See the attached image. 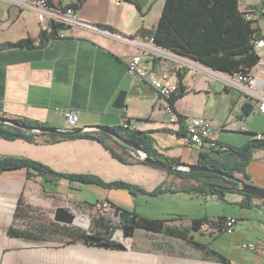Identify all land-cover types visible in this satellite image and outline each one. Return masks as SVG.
Returning <instances> with one entry per match:
<instances>
[{"label":"crops","instance_id":"0c3cea01","mask_svg":"<svg viewBox=\"0 0 264 264\" xmlns=\"http://www.w3.org/2000/svg\"><path fill=\"white\" fill-rule=\"evenodd\" d=\"M35 1L0 0V44L23 39L35 42V48L31 49L0 50V117L30 119L45 127L68 130L63 112L75 111L79 113V129L87 130L83 133L99 132L93 129L97 126L118 129L129 124L132 131L150 133L154 149L165 158L197 166L201 151L194 145L184 144L178 134L179 126L169 122L170 116L163 112V100L148 82L127 71L131 58L143 53L142 32L154 31L166 1L123 0L119 6L115 0H51L57 8L76 7L75 14L82 25L66 28L57 39L42 47L39 37L45 28L51 32L52 23H41L35 9L18 4ZM249 7L260 10L264 8V0H253ZM93 27L106 28L104 30L126 40ZM260 30L264 36V29L260 27ZM257 52L260 62L250 74L264 82V48ZM145 65L155 73L169 75L175 83L179 82L178 71H186L183 83L187 92L175 103V111L183 117H208L218 144L236 148L257 135L264 138V114L258 110V102L242 90L228 86L223 73L196 65L186 66L176 58L165 56L146 59ZM253 91L264 94V85ZM123 92L126 93L124 107L118 108L116 101ZM25 135L32 140L9 141L0 137V157L30 159L57 173L95 176L104 183L125 182L146 192L160 186L177 190L184 186L197 187L191 179H179L169 171L146 164L138 158L141 155L137 151L124 148L113 138L106 139V143L127 162L116 158L100 140L76 137L54 141L51 134L25 132ZM247 175L250 179L247 184L264 190V150L254 152ZM26 176V170H19L0 178V264H236L232 262V251L224 252L226 247L222 244L229 243L231 247L237 240L236 229L243 226L257 236L254 237L256 243L251 244L258 248L255 254L264 264V200L253 198L252 208L243 209L240 206L243 196L239 193L228 195H238L232 198V204L242 211L228 216H210L207 212L189 216L181 208L177 211L161 204L172 196L180 198L181 202L191 198L205 200L208 204L217 196L183 192L158 197L132 195L137 201L144 197L147 204L164 208L152 219L167 221L169 227L178 231L187 230L184 237H176L136 228L133 238L126 242L120 237L123 229H118L114 238L122 242L126 250L82 241L57 244L50 240L12 238L8 235L11 225L16 223L22 228L24 223L15 220L19 201L39 213H50L53 221L57 208H70L86 227L90 221L84 218L94 216V206L104 201L113 203L115 209L145 216L137 211L139 205L134 206L133 198L124 190L71 183L65 179L48 181L36 176L27 179ZM220 217L238 219L231 237L214 232L213 222ZM202 219L207 222L193 229L194 221ZM114 221L120 222L115 218Z\"/></svg>","mask_w":264,"mask_h":264},{"label":"trees","instance_id":"16d2710c","mask_svg":"<svg viewBox=\"0 0 264 264\" xmlns=\"http://www.w3.org/2000/svg\"><path fill=\"white\" fill-rule=\"evenodd\" d=\"M165 1L166 4L160 22L154 31H143L142 34L144 38L151 37L154 39L157 46L179 54L180 56L191 58L202 65L210 67L214 71L226 73L227 75L239 73L243 75L250 74L252 69L260 62V56L255 48V42L264 39V36L258 29L252 27V23L245 20L239 0ZM65 29L66 27L63 25L52 23L51 32L45 31L40 35L39 46H45L51 40L57 39L60 32ZM5 48L31 49L35 48V42L30 39H23L13 44H0V50ZM185 76L186 71H178V91L168 101L174 109L175 103L186 95L187 89L183 83ZM17 121L22 122V124L28 127H45L35 120L19 119ZM114 130H116L117 134L129 140L131 143L143 147L148 157L160 160L168 167L181 164L178 160L167 159L162 156V154L158 153L154 149V139L150 133L132 131L125 128H115ZM178 134L182 136V131ZM51 136L54 141L67 138L73 139L76 137L100 140L116 158L123 162H127L126 159L118 155L111 146L106 143V139L112 138L103 133H80L77 135L52 134ZM0 137L9 141L18 138L32 140V138L26 136L25 132L21 129L6 126V124L3 123H0ZM123 147L130 149L124 145ZM261 150H264V138L261 140H257V138L252 139L244 146L236 148H225L219 144L217 149L201 151L197 166L211 171L223 172L231 176H239L246 183L250 182L247 175V167L252 161L254 152ZM19 170L27 171V179H31L35 176L43 179L47 178L48 181L65 179L71 183L77 182L83 185H99V187L114 190H127L130 192V195L133 196L144 194L149 197H158L167 193L183 192L204 196H217V198L224 200L228 194L239 193L243 196V201L240 204L243 209H251L252 199L255 198V196L240 193L239 184L232 180H228L219 175L210 174L209 172H170L179 179L193 180L197 184V187L184 186L180 190H177L171 187L167 188L160 186L152 192H146V190L138 186L130 185L125 182L104 183L95 176H69L68 174L57 173L51 168L30 159L0 157V178L6 177ZM38 213L39 212L33 209V207L26 206L22 201H19L15 212V220H23V227L21 228L17 226L16 223H13L8 229V235L12 238L24 240L54 241V239H52L53 237L65 231L67 236L71 238L67 244H74L80 241L84 242L89 236L88 233H95L99 238L103 237L104 239H109L118 229V227H113L111 220L107 219L109 215H101L96 212L94 213L96 217H91V223L93 222L96 229L94 232L89 230L87 234L78 232L76 229L73 230L75 226L67 227L53 220L41 222L34 216H37ZM134 217L137 220L135 227L137 229H144L148 232H166L176 237H184L183 233L187 230L183 229L178 231L175 228L169 227L167 221L161 219H149L141 215H134ZM218 219L225 220L223 217ZM204 222L207 221L204 219L194 221L193 229L201 228ZM50 227L54 228L53 233L49 231L51 230ZM48 235L50 236L48 237Z\"/></svg>","mask_w":264,"mask_h":264},{"label":"built area","instance_id":"2783aa9c","mask_svg":"<svg viewBox=\"0 0 264 264\" xmlns=\"http://www.w3.org/2000/svg\"><path fill=\"white\" fill-rule=\"evenodd\" d=\"M253 0H239L241 6V11L244 13V18L247 22L252 23V27L260 30V22L264 27V8L260 11L259 9H250V4ZM116 4L121 6L123 0H115ZM19 5L25 6V8L35 9L38 12L39 21L41 23L49 21L51 23H56L57 25H63L64 27H76L82 25L81 22L76 17L75 8L71 7H59L52 5L51 0H36L32 3L18 2ZM243 7V9H242ZM263 16V17H262ZM96 30L103 31L106 34L118 37V39L126 40L118 36L111 31L104 30L101 27L95 28ZM47 28L44 30L46 31ZM143 53L132 57L128 63V73L138 77L141 80L147 81L150 87L158 94V96L163 100L164 110L163 112L170 116L169 122L171 124L179 126L182 131V139L185 145L198 148L200 151L211 150L218 148V140L213 135V124L208 117L200 116H180L173 107L168 103L172 96L178 91V83L171 80L170 76L167 74H158L153 72L149 67L145 65L146 59H152L155 57H171L180 60L183 65L186 66H201L207 68L206 66L196 62L195 60L180 56L172 51L165 50V48L159 47L155 44L154 39L151 37L143 38V42L140 44ZM255 48L258 50L264 48V39L255 42ZM209 69V68H208ZM224 80L228 86L238 88L242 92L250 95L258 102V110L264 114V94L253 91V88H262L264 82L259 81L257 78L253 77L251 74L243 75L242 73L227 75L223 73ZM79 113L75 111H65L63 116L69 126V130H76L79 128ZM130 125L126 124L125 129H129ZM257 140H261L262 136L257 135ZM138 156L139 159H143V155ZM94 212L101 215H112L114 213V204L110 201L99 202L94 206ZM90 221L91 218L87 217ZM238 225V219L236 217H226L225 220L216 219L213 222V229L216 233H223L225 235H231L234 229ZM89 228V225L88 227ZM89 236H97L95 233H88ZM111 239L115 240L114 237ZM116 242V240H115ZM119 242V241H117ZM241 248L256 253L258 248L254 244H242Z\"/></svg>","mask_w":264,"mask_h":264},{"label":"water","instance_id":"95a60500","mask_svg":"<svg viewBox=\"0 0 264 264\" xmlns=\"http://www.w3.org/2000/svg\"><path fill=\"white\" fill-rule=\"evenodd\" d=\"M261 10H262V8L260 9V11ZM207 68L211 69L210 67H207ZM125 99H126V93L123 92L120 95L119 100L116 101V106L118 108H123ZM0 123L6 124V126L19 128L25 132H31V133H37V134L77 135V134H80V133L87 131L85 128H81V129L78 128L76 130H69V129L68 130H59V129H54L53 127H42V128L28 127V126L22 124V122H19L17 120H12V119H9L6 117H0ZM93 129L115 139L116 142L123 144L124 146H126L127 148H130L131 150L137 151L138 152L137 154H142L144 156L142 160L145 161L146 164H148V165H151V166L156 167V168H161L162 170L174 172V173H176V172L177 173L178 172H186V173L209 172L210 174L219 175V176H222L228 180H232L233 182L239 184L240 193H242L244 195L255 196V198H259V199L264 200V190L256 188L253 185H249V184L245 183V181L240 179V177H238V176H231L228 174H224L223 172L211 171L209 169L202 168L199 166H193V165H182V164H180V165H176L174 167H168V166L164 165V163H162V161L148 157L147 152L145 151V149L143 147L136 145V144H133L129 140L121 137L119 134L116 133V130H114L112 128H105V127H100V126L93 127ZM134 153H136V152H134ZM113 216L115 219H119V220L123 221L124 224H128V226H126L123 229L124 238L125 239L133 238V234H134V231L136 229L135 226L137 223V220L134 217V215L129 213L128 211L122 209V208H116L114 210ZM54 221L56 223L61 224V225H66L67 227H73V226H77L79 224L80 216L76 212L71 210L70 208L61 207V208H57L55 210ZM84 244H91V245L97 244V246H100L103 248H113L116 250H126V246L122 242H115V240H113V239H104V238H99L97 236H88V238L86 240H84Z\"/></svg>","mask_w":264,"mask_h":264},{"label":"rangeland","instance_id":"374dc122","mask_svg":"<svg viewBox=\"0 0 264 264\" xmlns=\"http://www.w3.org/2000/svg\"><path fill=\"white\" fill-rule=\"evenodd\" d=\"M261 27L264 29V27L261 25ZM126 193H128V195L133 198L134 200V206H136L137 204L138 206V212L141 213L142 215H145V218H149L152 219V216H155L156 214H158L159 212L162 213V211H164V208L159 207L158 205H154V204H147L146 203V199L144 197H141V199H139V201H137L135 199V197H133L132 195H130L129 191L124 190ZM238 195H227L224 200H219L217 198L210 200V202L207 204L205 203V200L202 201H195L192 200L191 198H189L186 202L185 201H180V198H177L175 196H172L171 200H168L166 202H162L161 204L163 205L162 207L166 206L168 208H173L175 210H180L179 208H181L182 210H184L185 214H188L189 216L194 215V214H198V213H205L207 212L210 216H228V215H232L236 212H241L242 210L238 207V206H234L232 204V198L237 197ZM144 198V199H143ZM173 198H175L176 200H174ZM178 201V202H177ZM197 202V203H196ZM198 204V205H197ZM201 204V205H200ZM174 211V210H173ZM246 213L248 212L247 210H244ZM249 213V212H248ZM250 215H252L253 217H255L254 213H250ZM35 218H38L39 221H50L51 217H50V213L47 212H42V213H38V215H34ZM91 217H96V215L91 216ZM114 216L109 215L107 219L111 220V223L113 225V227H118V229H121V223L114 221ZM93 218V220H94ZM86 219V217L84 218ZM82 221V222H81ZM80 224L73 227V230H78V232H81L83 234H87L88 231H95V226L93 224V222L91 223L92 225H89V228H87L85 225L83 224L85 223L83 220H80L79 222ZM52 233L54 228L50 227ZM117 229V230H118ZM65 231L60 232L59 234H57V236L53 237L52 239H54V243L60 244V243H65L67 244L71 238H69L66 234ZM122 234V233H121ZM115 234H112V237H114ZM232 235V234H231ZM50 235H48L49 237ZM226 236H230V235H226ZM234 236H236L237 240H235L234 244L228 245L229 243H224L222 244L223 247H226L224 252L228 253L229 251H232L231 257H232V262H235L236 264H261V261L259 259V257L251 251L248 250H244L240 248L241 244H251V243H256L254 237H257L254 232L250 231V230H246V226H243L241 229H236ZM232 236V238L234 237ZM121 239L123 237V234L120 236ZM231 237V236H230ZM229 237V238H230ZM130 239L127 238L125 239V241H129ZM229 255V254H228Z\"/></svg>","mask_w":264,"mask_h":264},{"label":"flooded vegetation","instance_id":"af4514ba","mask_svg":"<svg viewBox=\"0 0 264 264\" xmlns=\"http://www.w3.org/2000/svg\"><path fill=\"white\" fill-rule=\"evenodd\" d=\"M120 223H121V225H122V226H121L122 229H124L126 226H128V224H124L123 221H121V220H120ZM102 238H103V237H102ZM109 239H111V238H109Z\"/></svg>","mask_w":264,"mask_h":264}]
</instances>
